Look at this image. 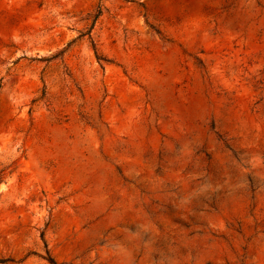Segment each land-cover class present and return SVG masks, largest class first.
<instances>
[{
    "label": "rangeland",
    "instance_id": "1",
    "mask_svg": "<svg viewBox=\"0 0 264 264\" xmlns=\"http://www.w3.org/2000/svg\"><path fill=\"white\" fill-rule=\"evenodd\" d=\"M0 264H264V0H0Z\"/></svg>",
    "mask_w": 264,
    "mask_h": 264
}]
</instances>
